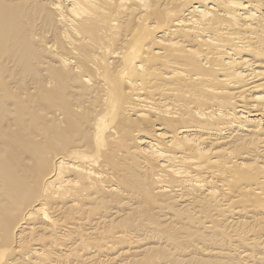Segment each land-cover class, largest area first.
<instances>
[{"label":"bare ground","instance_id":"bare-ground-1","mask_svg":"<svg viewBox=\"0 0 264 264\" xmlns=\"http://www.w3.org/2000/svg\"><path fill=\"white\" fill-rule=\"evenodd\" d=\"M0 264H264V0H0Z\"/></svg>","mask_w":264,"mask_h":264},{"label":"rangeland","instance_id":"rangeland-1","mask_svg":"<svg viewBox=\"0 0 264 264\" xmlns=\"http://www.w3.org/2000/svg\"><path fill=\"white\" fill-rule=\"evenodd\" d=\"M136 248H133L131 251H130V254L131 253H134V254H132V255H139L140 253H137V252H139V251H141L139 248H138V245L137 246H135ZM124 252H127L128 251V249L127 248H124V250H123ZM116 251H114V252H112L110 255H108V257H107V259H109V258H112L113 256H115L116 254ZM137 253V254H136ZM128 256H130V255H126V257H128ZM125 258V257H124ZM104 258H102V260H103ZM110 263V262H109Z\"/></svg>","mask_w":264,"mask_h":264}]
</instances>
